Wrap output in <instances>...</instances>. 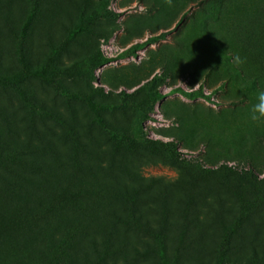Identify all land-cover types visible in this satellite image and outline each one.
<instances>
[{"label":"rangeland","instance_id":"374dc122","mask_svg":"<svg viewBox=\"0 0 264 264\" xmlns=\"http://www.w3.org/2000/svg\"><path fill=\"white\" fill-rule=\"evenodd\" d=\"M26 10L23 0H0L2 72L20 67L12 31L19 30ZM25 49L30 68L48 71L22 86L37 103L69 120L88 150L87 175L71 183V197H80L86 179L113 190L155 178L138 209L152 225L163 213L171 257L187 225L178 264H264V118L250 119L264 89V0H43ZM129 49L127 57H117ZM102 54L116 60L99 65ZM58 87L107 103L104 120L132 134L137 144L106 135L92 123V108L79 100L67 103ZM158 93L166 96L157 99ZM0 108L15 125H26L27 112L11 89L0 87ZM35 121L52 133L53 146L65 158L70 142L60 137L61 129ZM5 132L0 118V142ZM64 177L59 175L57 186ZM8 195L7 202L0 200V217L17 196L13 190ZM240 196L258 205L223 258L216 251L221 222L240 214ZM79 214L73 210L63 219ZM59 228L55 224L47 237L10 227L9 236L0 235V264H162L147 235L123 228L114 229L113 254L104 252L97 232L95 241L68 240L61 261L50 240Z\"/></svg>","mask_w":264,"mask_h":264},{"label":"trees","instance_id":"16d2710c","mask_svg":"<svg viewBox=\"0 0 264 264\" xmlns=\"http://www.w3.org/2000/svg\"><path fill=\"white\" fill-rule=\"evenodd\" d=\"M23 1L27 4L26 16L19 30L12 31L15 55L20 67L14 73L0 70V87L9 88L18 96L28 118L26 125L20 128L15 125L13 117L0 108V118L5 124L7 135V139L0 142V188L2 189L0 190V200L7 202L10 190H13L15 196H18L13 201L10 211L0 217V235L9 236L8 229L19 226L48 237L53 232V226L58 223L60 224L59 230L53 237L50 236L51 244L54 245L51 247L54 249L56 257L65 261L68 240L78 237L94 240L97 232L101 238L104 252L113 254L114 252L110 249L116 245L114 229L123 228L140 231L147 235L154 243L155 253L162 264H178L187 236V225L182 224L173 257H171L165 241L167 231L163 213L156 225H152L138 209L139 203L144 199L145 190L155 186L158 182L157 179L153 178L147 185L141 183L132 188L124 185L113 190L100 188L95 185L96 183L92 184L86 179L88 184L82 183L78 188L80 197H71L72 182L76 181L79 176L87 175L83 173L87 171L85 157L88 150L80 134L69 120L37 103L22 86L24 80L31 76L45 75L48 71V68L45 67L39 70L30 68L25 49L30 27L35 16L42 10L43 0ZM163 35L152 36L135 44L134 47L143 48L148 43L157 41ZM129 54L130 49L121 52L117 57L125 58ZM100 57L99 65L116 60L114 56L104 54ZM58 88L64 94L67 103L71 100H79L88 104L94 114L92 123L97 124L106 135L131 147L137 144V139L132 134L115 131L104 120L102 112L107 109V103L94 100L92 96L81 90L72 91ZM178 91L183 92L182 89ZM165 96L166 94L158 93L156 98L162 99ZM35 120L52 122L61 129L60 137L70 142L69 152L65 158H60L53 146L52 133L40 128ZM165 145L169 146V144ZM40 156L43 159L49 158V160L42 162L38 159ZM172 159L175 160L173 154ZM29 171L36 174H30ZM61 174L65 176V182L57 186L58 177ZM192 198L193 196H189L188 201L191 202ZM240 203V214L229 224L221 222L222 239L217 243L216 251L223 258L231 250L233 237L243 222L248 219L250 210L258 205L257 200L252 201L243 196H240ZM73 210H78L80 214L73 218L63 219L64 213ZM94 213H97L99 217H94ZM150 214H155V211H151ZM58 236H60V241L57 239ZM8 248L5 249L8 250Z\"/></svg>","mask_w":264,"mask_h":264},{"label":"clouds","instance_id":"9594fccd","mask_svg":"<svg viewBox=\"0 0 264 264\" xmlns=\"http://www.w3.org/2000/svg\"><path fill=\"white\" fill-rule=\"evenodd\" d=\"M256 99L257 102L250 110V119L253 121L264 118V89L258 91Z\"/></svg>","mask_w":264,"mask_h":264}]
</instances>
